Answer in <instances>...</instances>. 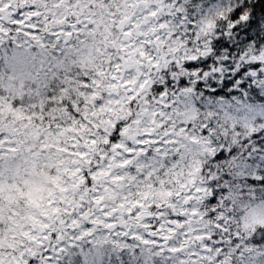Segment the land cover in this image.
Returning a JSON list of instances; mask_svg holds the SVG:
<instances>
[{
	"label": "snow or ice",
	"instance_id": "6c2138e0",
	"mask_svg": "<svg viewBox=\"0 0 264 264\" xmlns=\"http://www.w3.org/2000/svg\"><path fill=\"white\" fill-rule=\"evenodd\" d=\"M0 264H264V0H0Z\"/></svg>",
	"mask_w": 264,
	"mask_h": 264
}]
</instances>
